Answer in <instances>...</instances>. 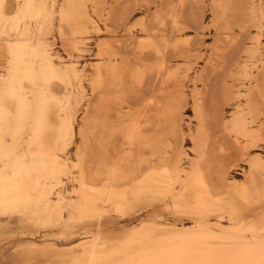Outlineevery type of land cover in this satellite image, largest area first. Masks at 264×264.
<instances>
[{
	"label": "bare ground",
	"instance_id": "6f19581e",
	"mask_svg": "<svg viewBox=\"0 0 264 264\" xmlns=\"http://www.w3.org/2000/svg\"><path fill=\"white\" fill-rule=\"evenodd\" d=\"M162 1L152 26L124 30H137L134 62L110 40L83 64L91 34L125 25L133 0H0V254L31 241L11 264H264V0ZM199 2L209 75L235 55L220 87L196 75L192 130L175 85L193 68L165 57L187 58L181 21ZM52 235L62 242H32Z\"/></svg>",
	"mask_w": 264,
	"mask_h": 264
},
{
	"label": "rangeland",
	"instance_id": "374dc122",
	"mask_svg": "<svg viewBox=\"0 0 264 264\" xmlns=\"http://www.w3.org/2000/svg\"><path fill=\"white\" fill-rule=\"evenodd\" d=\"M141 1V2H140ZM153 0H133V2L131 3L132 4V6H130V9H129V21L125 24V25H121L120 23H117V21L116 20H111V21H114L115 22V24L116 25H121L122 26V28L119 26H117V28L115 27L116 25H114V23L113 24H111V28H110V22L111 21H109V24L107 23V26H108V33H109V31L111 30V29H117V30H112V33H111V31H110V33L108 34L107 32H104L105 31V29L103 28V26L100 24L99 25V29H100V31H101V33H99V34H91V36H90V38L87 40V45H86V47H85V49H84V52L80 55V60H82L83 61V64L85 63V64H90L91 63V61H92V58H93V55H94V52H95V47H96V44H98V42L100 41V42H102V41H105V42H107V43H110V44H112V43H114V44H112V45H114V47L116 48V46H117V44L119 43V46L117 47L118 49H120V53H122V54H124V55H126L125 57L128 59V60H131L132 62H134V58H135V54L133 53V51H131V48H132V43L134 42V41H136V39H134V38H132L133 36H136L137 35V30L136 29H132V33L130 32L129 34L128 33H126L124 30H126L127 28H128V26L129 27H131V26H133L138 20H144L145 21V23H148L147 24V26L149 25V26H152L151 25V21H152V16L155 14V12H159L160 10H161V6H162V8H163V1L162 0H155V2H152ZM140 2V3H139ZM144 2V4H148V6L147 5H142V3ZM191 2V1H190ZM134 3V4H133ZM137 3V4H136ZM151 3V4H150ZM155 3V4H154ZM188 3H189V1H188ZM205 3H206V5H205ZM108 4H109V2H108ZM150 4V5H149ZM192 4H194V3H190V4H187L186 3V5H187V8H185L184 10L186 11V13L187 14H184L183 15V19H182V21H181V23H182V25H183V27H185L184 29L187 31V33H186V31L184 32V36H183V39H186V40H188L189 41V45L187 46V48H184V49H182L180 52H183L182 54L184 55V56H186L187 58L185 59V60H183V59H178L180 56L179 55H181L179 52H176V53H171L170 51H169V53L167 54V56L165 57L166 59H165V61H167V66L171 69V70H175V69H178V70H180V75L181 76H183V74H184V70H185V68H186V65H188L189 67H191V68H193V71L192 72H190V73H188V74H186V81L184 80V81H181L182 83L183 82H185V83H181V82H179V83H177L176 85H175V88L176 89H181L182 87V91L184 92V94H185V97H186V100H187V103H186V107H185V124H188V123H190V128L193 130L194 129V122H193V120H192V114H191V112H190V107H191V100H190V97H191V95H192V93L194 92V91H201L202 92V90H204V88H205V86H206V89L205 90H209L211 87H209L210 85L208 84L209 83V81H210V83H212L213 85H214V87H215V85H219L218 83H221L222 84V82L223 83H225V77H226V75H224L223 73H225V72H228V71H226V70H228L229 69V67H230V63H232V62H229V61H231V60H233L232 59V56L233 55H235V54H232V56L231 57H229V58H231L230 60H229V58H227V61L226 62H228L229 64H226V68H225V66L223 67V68H225V72L224 71H221V72H219V73H212L211 72V76L209 75L210 74V71H209V69L210 68H208L207 67V59H209L210 57H209V54H210V50H209V46L211 45V47L213 46L212 44H214V38H215V35L213 34L214 32L213 31H211V30H208V29H206V28H208V25H209V20H210V15L208 14L209 12V10H208V4H207V2H199V3H197V4H195V6L193 5L192 6ZM138 5H139V7H138ZM189 5V6H188ZM134 6H135V8H134ZM143 6H145V7H143ZM150 6V7H149ZM156 6H160L159 7V9H158V7H156ZM186 7V6H185ZM192 7V8H191ZM199 7H201V8H199ZM133 8V9H132ZM195 8H196V10H195ZM199 8V9H198ZM203 8V9H202ZM207 8V9H206ZM201 9V10H200ZM148 10V11H147ZM198 10V11H197ZM143 11V12H142ZM205 11V12H204ZM147 12H148V14H147ZM152 12V13H151ZM184 12V11H183ZM190 12V13H189ZM193 12H194V14H193ZM131 13V14H130ZM143 13V14H142ZM185 13V12H184ZM199 13V14H198ZM201 13V14H200ZM207 13V14H206ZM145 14V15H144ZM188 14H192V16H196L194 19H195V22H196V27H197V30H196V27H194L195 25L194 24H192L193 25V27L195 28V30H194V28L192 27V26H189V25H191L190 24V21L192 20L189 16H188ZM204 14H206L205 16H204ZM143 16H144V19H143ZM188 16V17H187ZM199 16V17H198ZM204 17V18H203ZM197 18V19H196ZM186 21H185V20ZM189 19H191V20H189V22H187ZM147 20V21H146ZM192 22V21H191ZM192 23H194V22H192ZM203 24V25H201V27L202 28H204L202 31H200V30H198V27H199V24ZM113 25H114V27H113ZM204 26V27H203ZM207 26V27H206ZM113 31H116V32H113ZM118 31V32H117ZM135 31V32H134ZM195 31V32H194ZM121 32V33H120ZM193 32V33H192ZM203 32H204V34H203ZM114 33V36H112L111 34H113ZM116 33V34H115ZM125 33V34H124ZM195 33V34H194ZM234 35H237L238 34V32L236 31V30H234ZM202 34V35H201ZM128 36V37H127ZM185 37V38H184ZM248 36H245V37H243V38H241L240 40H242L241 42H243V40L244 39H246ZM120 39H122V41H120ZM198 39V40H197ZM203 39V40H202ZM97 40V41H96ZM110 40H111V42H110ZM124 40H125V44L126 45H124V47H122L123 45L122 44H124L123 42H124ZM129 40V41H128ZM132 40V41H131ZM199 40H200V42H199ZM201 40H202V42H201ZM56 41V42H55ZM116 41H117V44H116ZM191 41H194V43H192ZM51 42L53 43V50L55 51V52H57L59 55H61L62 57H65L66 56V52H65V47H63V45H62V43L60 42V44H59V41L58 40H56V38H53V39H51ZM129 42V43H128ZM245 43H247V42H245ZM192 44V45H191ZM195 44H197V45H195ZM131 45V46H130ZM206 47H205V46ZM198 47V48H196V47ZM208 46V47H207ZM127 48V49H124V48ZM189 47V48H188ZM195 47V48H194ZM117 48H116V50H117ZM186 49V50H185ZM195 49V50H194ZM196 49H198V50H196ZM211 49V48H210ZM123 50V51H122ZM194 50V51H193ZM207 50V51H206ZM206 51V52H205ZM124 52V53H123ZM125 52H127V53H125ZM186 52V53H185ZM133 53V54H132ZM129 54V55H128ZM132 54V55H131ZM171 54V55H170ZM200 54V55H199ZM173 55V56H172ZM189 55V56H188ZM208 55V56H207ZM75 56V55H74ZM144 56H147V57H144ZM172 56V57H171ZM174 56H175V58H174ZM177 56H178V58H177ZM192 56V57H191ZM198 56H200L199 58H197ZM153 56H151V55H143V56H141L140 57V59H141V61H143L144 63H150V64H152V63H154V61L155 60H151V59H155L154 57L152 58ZM169 57V58H168ZM170 57L172 58V60L170 59ZM190 57V58H189ZM194 57V58H193ZM130 58V59H129ZM144 60H143V59ZM192 58V59H191ZM201 58H202V60H201ZM207 58V59H206ZM168 59H170L171 61H169ZM198 59V60H197ZM206 59V60H205ZM148 60H150V61H148ZM188 60V61H187ZM194 60V61H193ZM147 61V62H146ZM197 63H196V62ZM205 61V63H203ZM169 62V63H168ZM184 62V63H183ZM186 62V63H185ZM147 63V64H148ZM196 63V64H195ZM192 64V65H191ZM204 64H205V66H204ZM178 65H179V68H178ZM197 65V66H196ZM228 66V67H227ZM185 67V68H184ZM207 68H208V70H207ZM183 69V70H182ZM194 69H195V72H194ZM203 70H204V72H205V74L207 75V76H210V77H207V76H204L205 74H204V72H203ZM224 70V69H223ZM230 70V69H229ZM197 71H198V73H197ZM201 71H202V73H201ZM207 71V72H206ZM221 73V74H220ZM201 75L202 74V76L205 78V79H208V81L207 82H205V86L204 85H201V84H193V82H194V80H195V77H196V75ZM213 74L215 75V76H213ZM185 75V74H184ZM220 75V76H219ZM222 76V77H221ZM155 77H154V75H152V76H150V78L147 80V82H149V85H148V83L146 82V84L148 85H146L147 87H150V88H148L146 91H154V89H157V90H159V88H160V85H159V80L157 81L156 80V83H155V79H154ZM193 78V79H192ZM209 78H210V80H209ZM151 80H153V81H151ZM216 80H217V83H216ZM188 81H191V82H188ZM212 81V82H211ZM155 83V84H153V86H154V88H153V86H152V83ZM215 82V83H214ZM186 83H187V87H185L186 86ZM226 83L227 84H230L231 83V81H229L228 79L226 80ZM178 84H182V85H179V86H177ZM212 84H211V86H212ZM221 84H220V86H221ZM209 85V86H208ZM182 86V87H181ZM202 86H204V87H202ZM220 86H218V87H220ZM192 87V88H191ZM195 87V88H194ZM209 87V88H208ZM218 87H216V88H218ZM186 88V89H185ZM151 89H153V90H151ZM205 90L203 91V93L205 92ZM145 94L146 93H143V97L145 96ZM189 94V95H188ZM204 95H205V93H204ZM142 98V97H141ZM186 126V125H185ZM185 134H187V132L185 133ZM188 135V134H187ZM187 135H185V139H184V143H183V146H184V150L186 151V152H190V144H189V142H188V138H187ZM117 143H118V141H116V145H117ZM264 148L261 150V151H258V152H256V153H254V155H258L260 158H262L263 160H264ZM231 154V153H230ZM234 155L233 154H231V157H233ZM229 164V163H228ZM235 164V163H234ZM230 165V164H229ZM232 165V164H231ZM239 165V167L237 168V171L235 172V174H236V179L239 181V180H242L243 179V176H242V170L244 169V166L242 165V164H238ZM53 237V238H52ZM46 238V239H45ZM41 239V240H40ZM44 239V240H43ZM29 242H31V241H23V242H20V243H13V244H6V245H4V247H3V250H2V252H1V254H0V264H11V262H13V261H15V259H16V257H17V254L18 253H16L15 254V252H19V250H21V249H23V248H25V246L27 245V244H29ZM33 243H35V244H37V245H39V246H45V245H48L49 243H55V242H62V241H60V240H58L56 237H54L53 235L52 236H48V237H38V238H36L35 240H33L32 241ZM22 247V248H21ZM16 250H18V251H16ZM11 255V256H10ZM4 256H5V258H4ZM9 256V257H8ZM14 257V258H13ZM13 258V259H12ZM5 260V262H4V260ZM11 259V260H10ZM2 260H3V262H2ZM9 261V262H8ZM11 261V262H10ZM37 263H40V264H43V262L42 261H37V262H35L34 264H37Z\"/></svg>",
	"mask_w": 264,
	"mask_h": 264
}]
</instances>
